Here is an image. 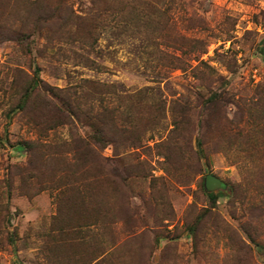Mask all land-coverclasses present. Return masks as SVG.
I'll return each instance as SVG.
<instances>
[{
	"label": "rangeland",
	"instance_id": "374dc122",
	"mask_svg": "<svg viewBox=\"0 0 264 264\" xmlns=\"http://www.w3.org/2000/svg\"><path fill=\"white\" fill-rule=\"evenodd\" d=\"M263 40L264 0H0V264H83L97 161L106 264H264Z\"/></svg>",
	"mask_w": 264,
	"mask_h": 264
},
{
	"label": "trees",
	"instance_id": "16d2710c",
	"mask_svg": "<svg viewBox=\"0 0 264 264\" xmlns=\"http://www.w3.org/2000/svg\"><path fill=\"white\" fill-rule=\"evenodd\" d=\"M14 40L16 42L20 43V40H25V38L21 39V37H19V38L17 37ZM35 75L36 76L32 79L33 83L31 85L30 84L27 85V87L24 89V93H23L22 97L20 98L19 103L17 105L19 108H21L23 110L26 109L28 99L32 96V94L36 93V90L40 91L39 88L41 86L38 83L40 80L38 78L37 70H35ZM89 137H91L93 139V142H94V144L92 146V148H94V149H92V151L94 153L98 152V149H103L106 147V144L108 141L100 129H98V130L96 129V131L93 134L89 135ZM87 141L88 140L84 139V140H82V143H84L85 146H91L90 144H88L89 142H87ZM25 145H27L29 147L32 144L25 142ZM69 149L73 150L76 153H80L79 155H82V154L84 155L87 152V149H85V148L80 149L78 146H74L73 143H70ZM92 167L93 168L88 169V176H86L87 173L84 174L83 190L81 191V189H78V194L81 198L80 199V205L82 204L80 206V212H81L80 216L84 217V221L82 223H81V221H80V223L75 222V224H77V227H76L77 232L79 231L77 238L80 239L79 241L82 242L83 244L85 243V246L87 247L84 250L85 252L84 253L82 252V254L80 256V260L82 259L83 264H106L105 257L110 252V250L108 251V249H105V247H103L102 250L101 249L98 250L97 249L98 247H96V251H95L94 248H91L90 245L92 244V241L89 242L85 239L87 234H90L91 232L86 233L87 228H85V231L82 228L85 227L84 225L89 227L88 225H90L92 223H96V221L99 220V218L96 216V214H98V213L103 214V213L99 212L100 210L102 212L106 211V209L103 208V206H102V202H101V204L98 203L99 202V200H98V197H99L98 196L99 195L98 186L99 185H97V183H99L103 179L109 180L112 177H115L114 176L115 174L111 173L112 171L110 169H108L107 166L100 161H97L95 165L94 164L92 165ZM92 183L93 184L95 183V184L92 186L91 185ZM205 193H206V195L210 201L209 206L211 208H215L218 193H216L214 191H207V190H205ZM84 198H86L85 202H84ZM100 201H101V199H100ZM76 208H77V206L75 207V205H74V207L71 209L70 212L76 211ZM209 212H211L210 209L204 210L199 215V217L196 219V221H194V223L192 225L191 224L187 225V230L190 234H193V236L196 235V231H197L199 223L202 221V219L205 217V215L208 214ZM93 213H94V215H93ZM103 217L107 218L108 213H106V215H104ZM105 220L106 219H102V221H105ZM102 224H103V226L101 228H105L108 225V223H104V222ZM126 242L121 243L120 245L115 244V242H114L112 245H110L111 248L114 247V248H112V251L115 250L116 248L118 249L119 246H120L119 249L120 248L124 249L128 245V241H126ZM123 256H125V255H123Z\"/></svg>",
	"mask_w": 264,
	"mask_h": 264
},
{
	"label": "water",
	"instance_id": "95a60500",
	"mask_svg": "<svg viewBox=\"0 0 264 264\" xmlns=\"http://www.w3.org/2000/svg\"><path fill=\"white\" fill-rule=\"evenodd\" d=\"M263 50H264V40H263ZM222 186V181L219 177L214 174L208 173L204 176V188L207 191H215Z\"/></svg>",
	"mask_w": 264,
	"mask_h": 264
}]
</instances>
